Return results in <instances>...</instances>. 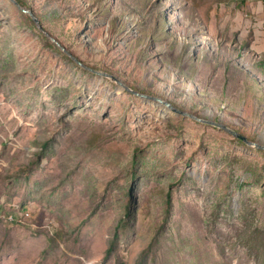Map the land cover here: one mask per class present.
Listing matches in <instances>:
<instances>
[{
	"label": "rangeland",
	"instance_id": "obj_1",
	"mask_svg": "<svg viewBox=\"0 0 264 264\" xmlns=\"http://www.w3.org/2000/svg\"><path fill=\"white\" fill-rule=\"evenodd\" d=\"M17 2L0 264H264V148L120 83L264 145V0Z\"/></svg>",
	"mask_w": 264,
	"mask_h": 264
},
{
	"label": "water",
	"instance_id": "obj_2",
	"mask_svg": "<svg viewBox=\"0 0 264 264\" xmlns=\"http://www.w3.org/2000/svg\"><path fill=\"white\" fill-rule=\"evenodd\" d=\"M12 1L14 4H16L18 7L22 8L20 6V4L17 2V0H10ZM22 10L24 11H27V12H30V10H27L25 8H22ZM30 15L31 17L33 18V20L35 21L36 25L38 26V28L44 32L55 44H57L62 50H64L65 52L68 53V51L64 48V46L62 44H60V42L49 36L47 34V32L42 28L41 24L39 23V20L37 17L34 16V14L32 12H30ZM77 63L81 64L80 61L76 60L75 57H72ZM89 70H91L92 72L96 73V74H99V75H102V76H107L106 73L102 72V71H98V70H94L92 68H89L87 67ZM121 85L127 89L128 91H130L131 93L139 96V97H142V98H145V99H151V100H154L156 102H159L161 104H163L164 106L166 107H169L171 110L175 111L176 113H179L181 115H184V116H187V117H190V118H193L195 120H198V121H201V122H204V123H208V124H212L218 128H221L227 132H229L230 134H232L233 136L237 137V138H240L241 140H243L246 144H249V145H252V146H255V147H258V148H264V145L257 142V141H253V140H249L247 138L246 135L242 134L241 132L235 130L234 128L226 125L225 123L221 122V121H216V120H212V119H208V118H203V117H200V116H197L195 114H192L190 112H187L185 110H181L179 108H176L174 106H172L168 101L162 99L161 97L159 96H154V95H151V94H147V93H144V92H139L137 90H134L132 88H130L129 86L125 85L123 82H120Z\"/></svg>",
	"mask_w": 264,
	"mask_h": 264
},
{
	"label": "trees",
	"instance_id": "obj_3",
	"mask_svg": "<svg viewBox=\"0 0 264 264\" xmlns=\"http://www.w3.org/2000/svg\"><path fill=\"white\" fill-rule=\"evenodd\" d=\"M258 64L261 65L262 68L264 67V61H260Z\"/></svg>",
	"mask_w": 264,
	"mask_h": 264
},
{
	"label": "built area",
	"instance_id": "obj_4",
	"mask_svg": "<svg viewBox=\"0 0 264 264\" xmlns=\"http://www.w3.org/2000/svg\"><path fill=\"white\" fill-rule=\"evenodd\" d=\"M26 216H28L29 214H25Z\"/></svg>",
	"mask_w": 264,
	"mask_h": 264
}]
</instances>
